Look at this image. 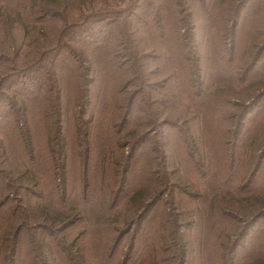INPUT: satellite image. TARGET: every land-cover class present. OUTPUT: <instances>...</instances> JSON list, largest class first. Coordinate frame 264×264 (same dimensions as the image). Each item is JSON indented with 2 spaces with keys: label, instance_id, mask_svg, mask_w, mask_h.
I'll list each match as a JSON object with an SVG mask.
<instances>
[{
  "label": "trees",
  "instance_id": "obj_1",
  "mask_svg": "<svg viewBox=\"0 0 264 264\" xmlns=\"http://www.w3.org/2000/svg\"><path fill=\"white\" fill-rule=\"evenodd\" d=\"M123 2L0 0V264H264V0Z\"/></svg>",
  "mask_w": 264,
  "mask_h": 264
},
{
  "label": "rangeland",
  "instance_id": "obj_2",
  "mask_svg": "<svg viewBox=\"0 0 264 264\" xmlns=\"http://www.w3.org/2000/svg\"><path fill=\"white\" fill-rule=\"evenodd\" d=\"M128 1H129V0H124V2H123V5L127 4V3H128ZM128 241H129V238H128V237H126V239L124 240V244H127V243H128Z\"/></svg>",
  "mask_w": 264,
  "mask_h": 264
}]
</instances>
